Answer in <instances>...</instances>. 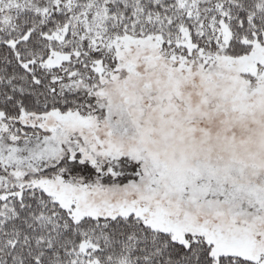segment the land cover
<instances>
[{
    "label": "snow or ice",
    "instance_id": "snow-or-ice-1",
    "mask_svg": "<svg viewBox=\"0 0 264 264\" xmlns=\"http://www.w3.org/2000/svg\"><path fill=\"white\" fill-rule=\"evenodd\" d=\"M0 264H264V0H0Z\"/></svg>",
    "mask_w": 264,
    "mask_h": 264
}]
</instances>
